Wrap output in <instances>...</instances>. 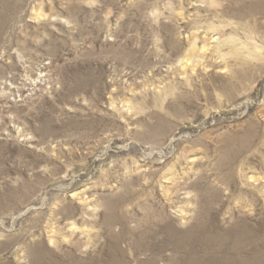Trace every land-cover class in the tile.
I'll return each mask as SVG.
<instances>
[{
	"label": "rangeland",
	"instance_id": "obj_1",
	"mask_svg": "<svg viewBox=\"0 0 264 264\" xmlns=\"http://www.w3.org/2000/svg\"><path fill=\"white\" fill-rule=\"evenodd\" d=\"M0 264H264V0H0Z\"/></svg>",
	"mask_w": 264,
	"mask_h": 264
},
{
	"label": "bare ground",
	"instance_id": "obj_2",
	"mask_svg": "<svg viewBox=\"0 0 264 264\" xmlns=\"http://www.w3.org/2000/svg\"><path fill=\"white\" fill-rule=\"evenodd\" d=\"M245 240V239H244ZM242 242V241H241Z\"/></svg>",
	"mask_w": 264,
	"mask_h": 264
}]
</instances>
